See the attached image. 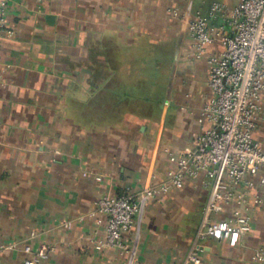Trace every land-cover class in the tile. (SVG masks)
<instances>
[{"label": "crops", "instance_id": "crops-1", "mask_svg": "<svg viewBox=\"0 0 264 264\" xmlns=\"http://www.w3.org/2000/svg\"><path fill=\"white\" fill-rule=\"evenodd\" d=\"M213 1L234 3L8 0L12 34L0 31V264H22L24 245L41 243L51 249L39 264L183 263L210 191L203 174L142 204L125 252L94 249L104 217L93 212L103 194L163 179L166 151L193 147L210 90L187 18ZM170 7L188 16L171 18ZM256 137L264 143L261 128ZM237 191L251 230L235 246L200 240L201 264H264L252 259L264 249V201L244 186Z\"/></svg>", "mask_w": 264, "mask_h": 264}, {"label": "built area", "instance_id": "built-area-1", "mask_svg": "<svg viewBox=\"0 0 264 264\" xmlns=\"http://www.w3.org/2000/svg\"><path fill=\"white\" fill-rule=\"evenodd\" d=\"M7 4L0 0V31L10 36ZM167 11L171 18L188 16L187 10L177 7ZM187 32L195 54L205 55L207 62L210 96L201 107L205 123L192 148L166 151L171 166L163 179L134 193L96 199L93 214L104 217V232L92 241L97 251L110 247L127 251V234L140 206L181 189L199 174L210 180V191L194 244L182 264H201L198 242L204 238L224 239L235 246L251 230L248 204L237 188L244 186L256 202L264 201V143L256 137L258 128L264 131V0H234L232 5L213 1L204 13L188 16ZM233 205L225 218L216 217ZM50 249L46 243L24 245L28 256L22 264H39ZM252 259L264 263V249H256Z\"/></svg>", "mask_w": 264, "mask_h": 264}]
</instances>
